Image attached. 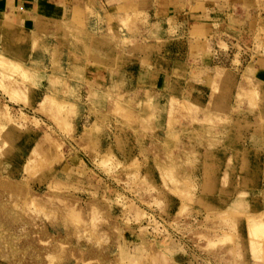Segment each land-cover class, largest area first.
Masks as SVG:
<instances>
[{
    "label": "rangeland",
    "instance_id": "rangeland-1",
    "mask_svg": "<svg viewBox=\"0 0 264 264\" xmlns=\"http://www.w3.org/2000/svg\"><path fill=\"white\" fill-rule=\"evenodd\" d=\"M60 10L0 22V264H264L258 62L169 99L159 19Z\"/></svg>",
    "mask_w": 264,
    "mask_h": 264
},
{
    "label": "crops",
    "instance_id": "crops-1",
    "mask_svg": "<svg viewBox=\"0 0 264 264\" xmlns=\"http://www.w3.org/2000/svg\"><path fill=\"white\" fill-rule=\"evenodd\" d=\"M60 9L67 14L89 10L102 21L113 18L111 24L114 27L120 25L127 14L133 18L137 12L148 19H159L167 37L164 42H181L187 49L177 51L175 67L169 71L165 69L169 99L172 94L179 97L188 94L191 97L204 82L211 87L213 76H205L204 72L212 58L217 57L216 54L226 58V66L222 70L214 69L215 72H225L233 77L236 59L243 61L240 71H245V63L257 61L253 75L257 78L255 81L264 83V59L260 57L261 53L257 52L250 59L251 50L254 51L256 44L264 40V9L257 0H0V22L23 24L31 13L47 18ZM191 61L194 63L192 69L198 74L194 80L186 82L180 66L186 62L190 65ZM101 73L99 69L97 73H90L91 80L88 82L93 86L96 82L101 83ZM231 82L228 86L233 87V78Z\"/></svg>",
    "mask_w": 264,
    "mask_h": 264
},
{
    "label": "bare ground",
    "instance_id": "bare-ground-1",
    "mask_svg": "<svg viewBox=\"0 0 264 264\" xmlns=\"http://www.w3.org/2000/svg\"><path fill=\"white\" fill-rule=\"evenodd\" d=\"M0 64H2V65H3V64H4V62H2V60H0Z\"/></svg>",
    "mask_w": 264,
    "mask_h": 264
}]
</instances>
